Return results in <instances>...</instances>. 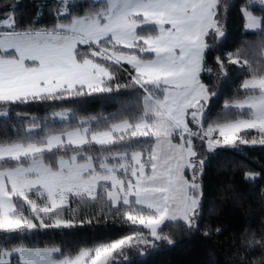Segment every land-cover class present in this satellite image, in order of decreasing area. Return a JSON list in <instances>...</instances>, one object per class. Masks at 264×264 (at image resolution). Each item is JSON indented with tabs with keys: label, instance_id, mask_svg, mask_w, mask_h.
Instances as JSON below:
<instances>
[{
	"label": "snow or ice",
	"instance_id": "obj_1",
	"mask_svg": "<svg viewBox=\"0 0 264 264\" xmlns=\"http://www.w3.org/2000/svg\"><path fill=\"white\" fill-rule=\"evenodd\" d=\"M17 7L0 18V117L32 104H123L128 94L139 107L54 108L0 141V264H132V252L223 235L207 222L216 207L204 185L207 154L264 147V0H55L28 20ZM233 9L256 38L225 52ZM233 73L244 78L213 118L219 85ZM243 179L256 187L259 227L241 222L231 258L210 243L204 264H264V161ZM229 198L250 202L225 183L218 199ZM82 207L94 211L81 215ZM93 219L127 231L74 252L25 242Z\"/></svg>",
	"mask_w": 264,
	"mask_h": 264
},
{
	"label": "trees",
	"instance_id": "obj_2",
	"mask_svg": "<svg viewBox=\"0 0 264 264\" xmlns=\"http://www.w3.org/2000/svg\"><path fill=\"white\" fill-rule=\"evenodd\" d=\"M239 2V0H234ZM55 0H0V18H3V9L6 6L19 5L16 13L21 15L23 20L34 17L37 5H53ZM91 3V0H89ZM42 19L51 24L47 8L44 9ZM243 20L239 12L233 9L225 20V36L220 41L222 51H235L244 41L256 38L251 31H246L243 27ZM244 76L239 73L222 80L219 85L220 95L215 100L211 116L216 117L220 113L223 103L227 99L233 98L239 88V84ZM123 104L111 103L103 100H89L84 102L66 103L63 105L49 106L46 104H32L19 106L12 110L10 116L5 119L0 117V141L15 138L16 132L26 128L31 118L36 117L39 121L46 117L50 118V113L60 110L62 107H75L83 115H96L98 113H118L122 108H126L128 113L138 111L139 97L128 94L122 98ZM0 110H3L0 106ZM19 114V115H17ZM58 126V125H57ZM243 150L219 149L214 153L207 154L206 174L204 185L207 190L209 200L215 201L214 213L208 218L216 226H223L227 231L223 235L214 237L211 242L203 239L199 234L192 237L178 239L175 244H165L157 249L149 250L143 254L132 252L129 259L132 264H204L208 259L206 252L211 244L215 245L219 253L218 258H231L230 233L235 231L241 222L251 223L254 228L259 227V202L256 198V187L252 183H247L243 179L245 170L259 171L261 161H264V147L262 146H242ZM225 183H232L244 195V199L249 203H237L229 199H218V190ZM75 207V205H73ZM94 210L92 208H81L80 214L89 216ZM98 212V210H95ZM207 217V212H206ZM127 231L126 226L112 223L109 219L106 222L77 224L70 229L52 228L44 231L38 238L25 237L28 246L38 240L36 246L56 244L62 246L67 252L77 251L83 246H92L96 243L119 238ZM167 231V229H166Z\"/></svg>",
	"mask_w": 264,
	"mask_h": 264
},
{
	"label": "rangeland",
	"instance_id": "obj_3",
	"mask_svg": "<svg viewBox=\"0 0 264 264\" xmlns=\"http://www.w3.org/2000/svg\"><path fill=\"white\" fill-rule=\"evenodd\" d=\"M58 111V110H57ZM0 112H3V110H0ZM49 119H51V117L49 118ZM15 260V257H13V261Z\"/></svg>",
	"mask_w": 264,
	"mask_h": 264
}]
</instances>
